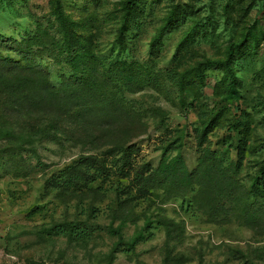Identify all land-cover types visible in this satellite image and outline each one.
<instances>
[{
	"label": "rangeland",
	"instance_id": "obj_1",
	"mask_svg": "<svg viewBox=\"0 0 264 264\" xmlns=\"http://www.w3.org/2000/svg\"><path fill=\"white\" fill-rule=\"evenodd\" d=\"M126 1L0 0V264H264V0Z\"/></svg>",
	"mask_w": 264,
	"mask_h": 264
},
{
	"label": "trees",
	"instance_id": "obj_2",
	"mask_svg": "<svg viewBox=\"0 0 264 264\" xmlns=\"http://www.w3.org/2000/svg\"><path fill=\"white\" fill-rule=\"evenodd\" d=\"M55 4H56V17L59 21L60 24V29L62 31V38L61 41L59 43L60 47L63 49V51L67 54L68 56V60L72 61V62H77V60H82V59H89L91 58V54L88 51L86 44L83 42L82 37L77 33V31L75 30L74 26H73V22L69 21L68 18L62 13V10H60L59 5L60 2L59 0H55ZM136 6V0H127L124 4V8H125V15L127 18V15H130V13L133 11L134 7ZM159 37H157L155 39V41H158ZM245 40V36L237 42H231L225 50V58L223 60H216V61H212L209 63V65H218L220 66L223 71L225 72V75L227 77V82H226V86H225V92L227 93V95H233L234 93V88H235V83H236V79L234 76V70L232 68V58L234 56V54L236 53L237 50L240 49L241 45L243 44V41ZM5 63H10L8 60L5 61ZM18 68H20L22 65H18ZM21 69L26 70L28 69V67L26 65H24L23 67H21ZM32 72V70H31ZM197 74L196 77L200 80H202V75H203V71L199 68L197 69ZM182 78L186 76V74H181L180 75ZM0 80L3 83H7L4 87L6 89L8 87V81L10 80L8 77V73L5 75H0ZM12 89V88H10ZM50 131V130H49ZM2 135L4 137H12L15 135V133L13 132L12 129L9 128H4L2 131ZM46 133V132H45ZM35 133H33L32 135H34ZM49 135L48 133L46 134V136ZM122 163L120 166H118L116 169H118L119 171H121L120 173H122L123 176L127 175V171L124 170V166L127 163V159L129 157V155L131 154L128 151V147L122 149ZM88 161L89 164H92L96 167V169L93 172H90L88 170L87 167H84V162ZM109 169H106V165L104 163V161H99L98 158L95 155H88L86 157L83 158V161H81V164L79 163L77 166H73L71 168V172H69L68 174V178L67 180H65L64 183L69 184V185H73V186H78V185H84L86 183L89 182H93L100 174L105 173V171H108ZM135 178L138 179L139 181L142 179L143 180V176L142 174L140 175L138 172L135 175ZM149 177L146 176L144 177V182L148 181ZM140 182V186L142 187L144 184V182ZM141 189V188H140ZM60 229V228H59ZM58 227H50L48 228L46 231L48 233H53V234H57L59 232ZM61 229L66 231L68 236H72L74 233V227L71 225H62ZM52 231V232H51ZM119 235V242L122 243L123 238L122 235L117 232ZM140 235V234H139ZM138 237L139 236H135L129 243L131 245V247L134 246V244L138 241ZM125 244V243H123ZM116 248V247H115ZM116 250H112V253H114Z\"/></svg>",
	"mask_w": 264,
	"mask_h": 264
}]
</instances>
